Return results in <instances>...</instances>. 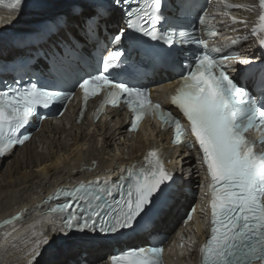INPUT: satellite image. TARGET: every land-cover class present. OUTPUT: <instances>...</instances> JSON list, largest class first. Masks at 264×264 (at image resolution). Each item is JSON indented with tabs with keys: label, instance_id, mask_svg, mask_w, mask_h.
I'll list each match as a JSON object with an SVG mask.
<instances>
[{
	"label": "bare ground",
	"instance_id": "6f19581e",
	"mask_svg": "<svg viewBox=\"0 0 264 264\" xmlns=\"http://www.w3.org/2000/svg\"><path fill=\"white\" fill-rule=\"evenodd\" d=\"M17 14L0 6V28L17 29L13 22ZM88 127L89 124L77 126L66 116L63 127L51 122L44 125L32 142L0 159V264H37L51 249L61 250L66 245L60 244V239L67 237L55 222L56 217L45 213L46 210L42 213L33 210L35 203H40L43 190L51 184L54 188L61 183L73 184L83 177H100L141 149V140L139 146L131 148L128 142L134 138L118 134L116 127L97 124L99 129L93 135ZM98 139L103 140L100 146L96 143ZM47 147L48 150H42ZM186 165L183 158V167ZM28 205L30 210L25 209ZM21 209L24 210L20 214L17 211ZM13 213L20 215L22 222L7 227ZM70 247L71 244L67 245ZM55 258L60 256L55 254ZM189 263L185 258L180 264Z\"/></svg>",
	"mask_w": 264,
	"mask_h": 264
},
{
	"label": "rangeland",
	"instance_id": "374dc122",
	"mask_svg": "<svg viewBox=\"0 0 264 264\" xmlns=\"http://www.w3.org/2000/svg\"><path fill=\"white\" fill-rule=\"evenodd\" d=\"M42 150H48V147L46 149H42Z\"/></svg>",
	"mask_w": 264,
	"mask_h": 264
}]
</instances>
